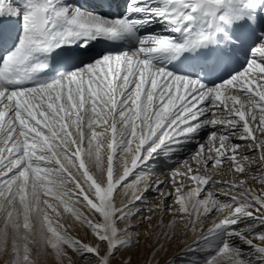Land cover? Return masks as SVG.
<instances>
[{
  "label": "snow or ice",
  "instance_id": "snow-or-ice-1",
  "mask_svg": "<svg viewBox=\"0 0 264 264\" xmlns=\"http://www.w3.org/2000/svg\"><path fill=\"white\" fill-rule=\"evenodd\" d=\"M188 233L264 264V0H0L2 264Z\"/></svg>",
  "mask_w": 264,
  "mask_h": 264
},
{
  "label": "rangeland",
  "instance_id": "rangeland-1",
  "mask_svg": "<svg viewBox=\"0 0 264 264\" xmlns=\"http://www.w3.org/2000/svg\"><path fill=\"white\" fill-rule=\"evenodd\" d=\"M162 166H157V174L159 175V178H163V172H160V168ZM166 218V222H167ZM143 231V229H141ZM86 229H75L71 230V234L74 236L79 237L82 240H89L91 237L90 235H85ZM198 234L188 233V234H180L179 236L173 238L171 241H163L164 247L166 251H161L158 256L156 257V260L152 262V264H167L169 260H174V264H187L188 259L193 257V253L186 252L185 249L189 246H194L195 242L197 240ZM143 239V238H141ZM150 240V238H149ZM149 252L150 249L147 247H143L138 251L134 250L133 255V264H137L139 261V264H146L149 258ZM0 264H2V261H0ZM38 264H55V260L50 256H41L40 260L38 261ZM114 264H119V262H114Z\"/></svg>",
  "mask_w": 264,
  "mask_h": 264
}]
</instances>
